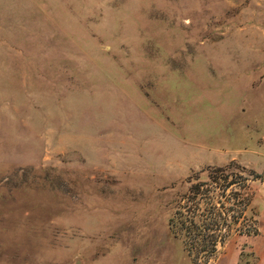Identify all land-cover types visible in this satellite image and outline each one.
I'll return each mask as SVG.
<instances>
[{"label": "rangeland", "instance_id": "374dc122", "mask_svg": "<svg viewBox=\"0 0 264 264\" xmlns=\"http://www.w3.org/2000/svg\"><path fill=\"white\" fill-rule=\"evenodd\" d=\"M235 163L264 264V0H0V264H192L168 220Z\"/></svg>", "mask_w": 264, "mask_h": 264}, {"label": "trees", "instance_id": "16d2710c", "mask_svg": "<svg viewBox=\"0 0 264 264\" xmlns=\"http://www.w3.org/2000/svg\"><path fill=\"white\" fill-rule=\"evenodd\" d=\"M262 173L235 163L208 166L187 178V190L175 201L169 228L180 236L192 264H207L234 232L256 234V219L249 214L251 181Z\"/></svg>", "mask_w": 264, "mask_h": 264}]
</instances>
